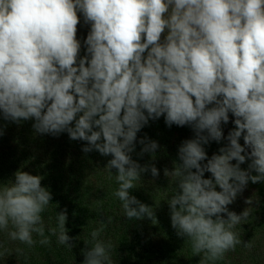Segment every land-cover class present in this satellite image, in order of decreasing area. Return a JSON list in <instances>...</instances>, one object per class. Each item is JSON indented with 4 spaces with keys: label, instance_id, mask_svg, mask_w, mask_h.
Wrapping results in <instances>:
<instances>
[{
    "label": "clouds",
    "instance_id": "1",
    "mask_svg": "<svg viewBox=\"0 0 264 264\" xmlns=\"http://www.w3.org/2000/svg\"><path fill=\"white\" fill-rule=\"evenodd\" d=\"M81 14L90 25L83 43ZM0 114L111 157L114 196L136 221L155 213L130 190L145 173L160 174L133 158L137 143L141 157L160 147L138 133L161 117L190 127L194 137L164 170L176 178L171 226L214 264L242 243L234 229L250 215L229 205L249 182H264V0H0ZM212 142L221 146L209 156ZM10 181L0 184V230L28 247L34 233L48 244L42 213L52 193L42 176L20 169ZM67 219L58 212L49 231L74 247ZM102 231L91 232L82 264H113Z\"/></svg>",
    "mask_w": 264,
    "mask_h": 264
},
{
    "label": "trees",
    "instance_id": "2",
    "mask_svg": "<svg viewBox=\"0 0 264 264\" xmlns=\"http://www.w3.org/2000/svg\"><path fill=\"white\" fill-rule=\"evenodd\" d=\"M160 119L164 120L163 117ZM178 127H168L163 122L150 121L149 125L138 133V138L152 129L158 132L162 130L161 133L165 134L168 131L166 128H170L171 133H167L171 135L174 128ZM3 128H8V132H3ZM0 132L3 133L0 134V184L10 183L15 172L21 169L42 176V186L52 193V201L42 213L45 237L49 243L40 244L39 241L43 237L34 233L33 239L36 243L28 247L19 241H12L8 235L10 229L0 230V264H82V249L86 243H92L91 232L101 227L103 231L98 238L105 242L111 241L113 264H203V253L193 254L190 242L178 237L176 230L171 226L167 201L176 191V182L168 179L176 178L171 174L166 177L164 170H173L177 160L175 149L171 156L165 149L163 152L158 150L153 158L145 161V164L154 163L160 174L153 178L150 172L145 173L130 191L140 202L152 207L155 217L153 220L145 218L136 221L126 219L121 202L114 196L117 189L94 193L86 187L92 178H99V173H109L114 178V188L118 186L115 179L116 170L113 169L112 172L105 167L111 157L105 159L96 151L84 153L82 147L86 142L71 140L67 133L59 136L44 134L50 141L46 144L41 139V134L34 131L32 124L27 121L20 124L6 121L2 114ZM14 133L17 137L11 138L9 134ZM64 139L66 143L63 142ZM215 146L218 144L215 143ZM140 150L137 143L136 151L132 155L134 159L138 157L142 164L145 156L138 155ZM101 166L104 169H101ZM147 178L150 182H146ZM159 185L169 186V191ZM243 200L239 194L231 204L247 208L250 212L249 219L234 229L239 239L240 236L247 238L249 230H264V196L260 202H255L257 206H254L255 203L248 205ZM65 210L68 217L66 228L69 236L75 240L74 247L59 244L56 236L49 231L50 228L56 227L58 212ZM109 217L111 223L107 222ZM255 244L258 249L264 250V243H257L256 240ZM17 249H22V253H17ZM242 250V243L238 244L235 250L228 251L214 264H264V252L262 259L251 261Z\"/></svg>",
    "mask_w": 264,
    "mask_h": 264
},
{
    "label": "rangeland",
    "instance_id": "3",
    "mask_svg": "<svg viewBox=\"0 0 264 264\" xmlns=\"http://www.w3.org/2000/svg\"><path fill=\"white\" fill-rule=\"evenodd\" d=\"M77 27H78L77 38L80 39L81 42L83 43L84 38H86V36L88 34L90 25L84 23V19H83V15L82 14H81V23ZM82 51H84V50L83 49L81 50V55H82ZM30 121L31 120H29L27 122L30 125L33 124L32 123L33 121L32 122H30ZM157 121L163 122L165 124L164 120L159 119ZM173 127H177V126L173 125ZM231 127H232L231 123H229L227 126H225V135H227V132H228V130ZM166 129L169 131V133H171L170 132V128H166ZM2 131L7 133L8 132V128H3ZM161 131L158 132V131H154V129H152L151 131L149 130V132L145 133L144 135L146 137H148L150 140L157 141L159 146H160L158 148V150L163 152L164 149H165L166 152L169 153L170 156H171V153H174V149L176 150V155H177L178 147H179V145L181 144L182 141H184L186 139H191V138L194 137V133H193L192 129L190 127H188V126L178 127V129L174 128L173 133L171 135L169 133H167L168 131L165 134L163 132L161 133ZM162 134H163V136H162ZM144 135L142 133L139 138L145 137ZM9 136L11 138L17 137V135L15 133L12 134V135L9 134ZM46 137H47V135L41 134V139L46 144H48V143H50V141ZM63 142L66 143V139H64ZM139 146H140V149H141L142 145L139 144ZM220 146L221 145H218L216 147L214 142H212L210 144V146H206V150H207L209 156H211L213 153L217 152ZM158 150H157V152H159ZM67 151H70V150H67ZM154 155H155V153L154 154L153 153H145L144 154V156H145L144 158L145 159L142 162V165L145 164L146 160L148 162L150 157L153 158ZM106 158L107 157H105V159ZM135 159H137L139 161L138 157H135ZM168 163L170 164L171 162L168 161ZM242 167L246 168L247 164L242 165ZM100 168L104 169L103 166H101ZM98 175H99V178H92L91 181L86 185V187L89 190L94 191V193H99V192H101V190H105L106 191L108 189V191H110V189H112L111 191H114V190H116L118 188V186L114 188L115 185H114V183H112V180L114 178L112 176H110L109 173H105V174L99 173ZM206 175H209V174H206ZM168 180L176 182V180H173L172 178H170ZM148 181H149V179L147 178L146 182H148ZM138 182H139V180H138ZM159 186L161 187L163 185H159ZM163 189L169 191V186L164 185ZM263 191H264V182L256 183V184H252L251 182H249V184L246 187V189L241 193V196H242V198H244L245 201L248 200V199H251L252 203L260 202L261 198L264 196V192ZM257 205L258 204H256V203L254 204V206H257ZM229 207L232 208L231 210L235 211L237 214H240V213H242L245 210V208H241V207L233 206V205H229ZM248 219H249V217L246 220H242L241 222L243 223V222L247 221ZM247 235H248L247 238H243L242 236H240V240L242 241V246H243V250H242L243 254L247 258H249L251 261L252 260L256 261L259 258L262 259L261 256H262L264 250L261 251L260 249H258L257 245L255 244V241L257 240V243H264V230L262 229V230H260L258 232H255L253 230H249ZM243 242L244 243L251 242V247L250 248L245 247Z\"/></svg>",
    "mask_w": 264,
    "mask_h": 264
}]
</instances>
